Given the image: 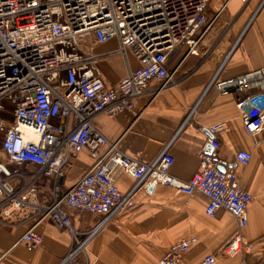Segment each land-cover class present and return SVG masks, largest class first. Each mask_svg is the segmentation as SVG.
Segmentation results:
<instances>
[{
	"label": "built area",
	"instance_id": "built-area-1",
	"mask_svg": "<svg viewBox=\"0 0 264 264\" xmlns=\"http://www.w3.org/2000/svg\"><path fill=\"white\" fill-rule=\"evenodd\" d=\"M210 1L0 0V199L15 210L33 206L37 211V220L19 243L28 249L40 246L43 237L36 226L48 218L76 235L67 209L99 214L104 217L100 225L112 213L133 206V194H124L117 182L126 174L139 181L146 177V191L164 184L188 195L203 194L211 217L221 209L230 212L240 229L224 246V254L253 252L256 242L264 246V234L257 241L242 234L253 195L234 168L222 169L217 135L223 122L208 128L210 137L198 152L201 167L187 181L171 174L174 157L165 149L145 162L122 151L94 125L99 114L115 117L135 109L153 82H161L157 92L176 83L179 66H170L173 54L191 37L201 39L215 20L217 15L207 14ZM111 40L117 48L93 51ZM129 53L139 62L136 68L130 67ZM115 56L126 59L128 72L110 85L95 67ZM213 83L220 94L236 93L245 132L258 134L264 128V70ZM84 150L92 165L63 190L64 166ZM235 158L247 166L252 153L239 150ZM12 165H38L55 175L51 202L39 204L36 177L29 180ZM197 240L185 237L173 243L157 264H188L184 254ZM196 264H217V255L208 253Z\"/></svg>",
	"mask_w": 264,
	"mask_h": 264
},
{
	"label": "crops",
	"instance_id": "crops-1",
	"mask_svg": "<svg viewBox=\"0 0 264 264\" xmlns=\"http://www.w3.org/2000/svg\"><path fill=\"white\" fill-rule=\"evenodd\" d=\"M207 14L217 17L203 37H191L173 54L170 66H179L175 84L157 92L161 82H153L152 90L136 100L135 109L115 117L99 114L94 125L117 141L122 151L145 162L154 161L165 149L174 157L171 174L187 181L201 167L198 152L210 137L208 128L223 122L225 127L217 135L219 157L223 168H234L242 186L253 195L242 234L257 241L264 234V128L248 135L236 93L220 94L213 82L264 70V0H211ZM117 46L111 40L95 45L93 51ZM128 58L131 68L139 65L132 53ZM95 70L114 85L126 75L128 65L117 56L100 60ZM239 150L251 151L249 165L237 163ZM92 163L88 150L72 158L63 168L62 189L71 188ZM12 169L29 180L36 177L39 204L51 202L55 175L38 165H12ZM146 179L120 175L118 186L124 194H133L134 205L112 213L103 224L98 225L104 218L99 214L67 209L76 235L59 229L50 218L41 221L36 229L43 240L33 249L19 239L37 220L36 208L15 210L0 199V264H157L170 245L185 237L198 239L184 254L188 264L198 263L208 253L217 255V264H264V246L259 242L253 252L224 254V246L240 229L230 212L221 209L211 217L203 194L188 195L164 184L146 191Z\"/></svg>",
	"mask_w": 264,
	"mask_h": 264
},
{
	"label": "rangeland",
	"instance_id": "rangeland-1",
	"mask_svg": "<svg viewBox=\"0 0 264 264\" xmlns=\"http://www.w3.org/2000/svg\"><path fill=\"white\" fill-rule=\"evenodd\" d=\"M211 18V17H210ZM216 19V18H215ZM115 57H117V56H115ZM112 58H114V57H112Z\"/></svg>",
	"mask_w": 264,
	"mask_h": 264
},
{
	"label": "bare ground",
	"instance_id": "bare-ground-1",
	"mask_svg": "<svg viewBox=\"0 0 264 264\" xmlns=\"http://www.w3.org/2000/svg\"><path fill=\"white\" fill-rule=\"evenodd\" d=\"M32 136V134H30Z\"/></svg>",
	"mask_w": 264,
	"mask_h": 264
},
{
	"label": "water",
	"instance_id": "water-1",
	"mask_svg": "<svg viewBox=\"0 0 264 264\" xmlns=\"http://www.w3.org/2000/svg\"><path fill=\"white\" fill-rule=\"evenodd\" d=\"M222 169H224V168H222ZM153 188V187H152Z\"/></svg>",
	"mask_w": 264,
	"mask_h": 264
}]
</instances>
